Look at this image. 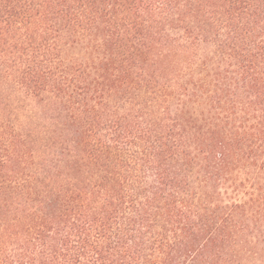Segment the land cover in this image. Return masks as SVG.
Masks as SVG:
<instances>
[{
	"label": "trees",
	"instance_id": "obj_1",
	"mask_svg": "<svg viewBox=\"0 0 264 264\" xmlns=\"http://www.w3.org/2000/svg\"><path fill=\"white\" fill-rule=\"evenodd\" d=\"M0 264H264V0H0Z\"/></svg>",
	"mask_w": 264,
	"mask_h": 264
}]
</instances>
